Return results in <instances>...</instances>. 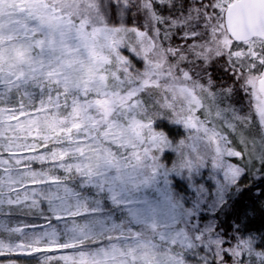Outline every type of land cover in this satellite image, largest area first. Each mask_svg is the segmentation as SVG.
Returning a JSON list of instances; mask_svg holds the SVG:
<instances>
[{
	"label": "snow or ice",
	"instance_id": "obj_1",
	"mask_svg": "<svg viewBox=\"0 0 264 264\" xmlns=\"http://www.w3.org/2000/svg\"><path fill=\"white\" fill-rule=\"evenodd\" d=\"M246 177L264 0H0V264H264Z\"/></svg>",
	"mask_w": 264,
	"mask_h": 264
},
{
	"label": "trees",
	"instance_id": "obj_2",
	"mask_svg": "<svg viewBox=\"0 0 264 264\" xmlns=\"http://www.w3.org/2000/svg\"><path fill=\"white\" fill-rule=\"evenodd\" d=\"M213 75L216 78V84L219 87L221 84L224 86H228L232 83L231 80H229L223 72L219 71L217 68L212 69ZM242 95V94H241ZM244 101L242 99L240 101V104ZM169 125V123H168ZM244 185H253L254 187L252 189V192H244L240 196V200L242 203L247 204V205H252L253 200H256L255 195L253 193L259 192L261 189H264V183H262L260 180H256L253 182L252 179L246 177L243 180ZM261 203H264V200H256L255 208L256 211L255 213L250 216L249 218V223H248V229L252 232H264V211L261 210ZM208 215V214H206ZM233 217L221 215L220 220L223 221L224 223L222 224V228L227 229L228 225L233 222Z\"/></svg>",
	"mask_w": 264,
	"mask_h": 264
},
{
	"label": "rangeland",
	"instance_id": "obj_3",
	"mask_svg": "<svg viewBox=\"0 0 264 264\" xmlns=\"http://www.w3.org/2000/svg\"><path fill=\"white\" fill-rule=\"evenodd\" d=\"M129 23H131V21H129ZM243 99H244V101L241 104H239L238 106H242L244 108L245 112H247L249 109V103H248L249 98L243 97ZM158 123H159L160 127L164 128L166 131L170 132L171 135L176 139H179L184 135V130L179 126L172 125V124L168 125L167 121H159ZM175 158H176V154L174 152L167 151L164 154V161L166 163H168L169 166H171V162L173 160H175ZM238 159L239 158H235V157L232 158L233 162L237 161ZM34 167H40V165L36 164V165H34ZM202 171H203V175H204L205 179H207V174H208L209 170L204 169ZM28 220L30 223H40L41 222L40 220L36 219L35 217H29ZM20 260H21V264H35L34 260H30L29 258H26L24 256H21Z\"/></svg>",
	"mask_w": 264,
	"mask_h": 264
}]
</instances>
